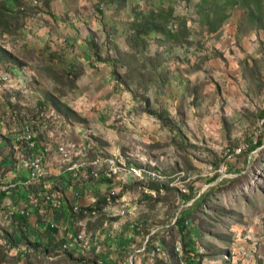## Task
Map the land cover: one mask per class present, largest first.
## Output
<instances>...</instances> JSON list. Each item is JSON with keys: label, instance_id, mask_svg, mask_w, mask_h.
<instances>
[{"label": "rangeland", "instance_id": "rangeland-1", "mask_svg": "<svg viewBox=\"0 0 264 264\" xmlns=\"http://www.w3.org/2000/svg\"><path fill=\"white\" fill-rule=\"evenodd\" d=\"M259 1L261 12L255 0H0L10 10L0 16V68L15 84L0 93V191L18 182L24 155L17 110L18 123H48L43 143L74 144L71 161L48 160L49 177L69 175L73 189L58 184L69 204L96 200L70 220L88 248L61 254L55 244L5 245L14 227L1 208L0 264H187L193 248L200 264H264ZM151 13L162 31L147 27ZM80 163L76 181L67 168ZM93 168L116 170L114 184L85 189ZM12 203L24 206L20 195Z\"/></svg>", "mask_w": 264, "mask_h": 264}, {"label": "built area", "instance_id": "built-area-1", "mask_svg": "<svg viewBox=\"0 0 264 264\" xmlns=\"http://www.w3.org/2000/svg\"><path fill=\"white\" fill-rule=\"evenodd\" d=\"M37 4V2L35 3ZM34 4V5H35ZM24 10V8H23ZM6 91L12 92L15 91V84L12 81V77L9 73L5 72L2 68H0V93H4ZM25 94L26 91L22 90ZM19 112H14L11 114L10 121L16 124L18 129V135L16 136L17 142L21 143L23 148L24 155H21L18 158L17 170L20 173L25 174L26 180L21 182H16L11 185V188L21 187L25 192H28L30 196V202H24V206L20 209H16L15 205L12 203V200L9 201V204L5 207L6 212L3 216L6 219L13 218L14 214L19 213L20 215L30 219L33 218L34 212L38 209V215L41 217L42 221L48 225L52 229L58 226V222L65 219L66 216L78 214L80 211L79 205H72L70 213L66 211L67 203L66 196L62 195L52 189H46L37 194L31 193L30 185L32 184H41L46 178H48L50 174L49 170V157L54 154L60 156L63 161H71L70 157L72 155V151L69 148L74 149V144L64 145L58 144L56 148L51 146L49 143H43L42 137L43 134L49 131V125L47 122H39V123H18V114ZM4 124L2 117L0 118V127ZM8 132V130H6ZM87 146H83L81 148V152L86 151ZM97 164L98 162H94ZM87 166L86 163L73 164L67 168V172H70L71 176L77 181L78 179H82L83 175L81 169ZM52 171V169H51ZM117 171L111 168V171L105 172L102 176L108 180L111 185L114 184V180L116 177ZM61 175V174H60ZM63 175V174H62ZM61 175V176H62ZM67 175V174H66ZM90 179H100V173L96 169H92L90 172ZM18 176V175H17ZM16 175L13 177L16 179ZM86 177V176H85ZM10 187L2 188L1 192L5 193L8 198L11 199L12 193L10 192ZM114 195V193H112ZM63 196V197H62ZM76 196H79L76 193ZM63 198V199H62ZM88 201V199H85ZM90 203L95 204L96 200L91 199L88 202V207ZM84 203L80 204L82 206ZM86 207V206H84ZM4 208L0 206V209ZM125 214V210L121 212V215ZM0 216V217H3ZM70 217V216H69ZM133 227V226H132ZM72 229V228H71ZM59 235L62 237L63 231L60 229ZM89 238L85 233H76L75 230L72 229L70 232V236L67 241L59 247L56 252H63L64 250L76 249V250H85L89 245ZM6 245V241H4ZM18 249L14 248V251ZM159 250V249H158Z\"/></svg>", "mask_w": 264, "mask_h": 264}, {"label": "trees", "instance_id": "trees-1", "mask_svg": "<svg viewBox=\"0 0 264 264\" xmlns=\"http://www.w3.org/2000/svg\"><path fill=\"white\" fill-rule=\"evenodd\" d=\"M6 4L8 5L9 3L6 2ZM246 6L249 9H252L250 3L246 2ZM254 7H255V10H257L258 12H261L262 8H263V3H261L259 0H255ZM0 10H1L0 16L6 11H7V13L10 11L8 6H5V7L0 6ZM252 12H253V10H252ZM155 16L156 15L154 13H151L149 15L150 18L148 20L149 22H147V27L148 26L151 27L150 28L151 31H155V30L162 31L163 28L161 26V23L156 21ZM14 111H17V110H14ZM262 116H264V114ZM157 117L161 120L164 119L163 116L158 115ZM262 144H263V142L261 140L258 141L256 144L253 143V144L248 146V151H252L255 147L261 146ZM93 180L94 179H90V181L84 185L85 189L94 190V187L91 184V183H93ZM105 181H108V180L104 177L103 178L101 177L98 182L104 183ZM58 184L61 186L60 188L63 190V192H65L64 190H66L68 187H70L72 189L74 188L73 185H71L69 175L67 174V175L60 176V177H53V176L48 177L39 185L32 184V185H30L29 191L31 193H35L34 191H44L46 189H52L53 191H56V192L64 195L59 190L60 188H59ZM95 191L97 194H99L98 188H96ZM191 192H193V189H191ZM16 195L17 196L20 195L22 201L27 202V203L30 202L29 201L30 196L28 195V192H25L21 187H19L18 194H16ZM15 196H13V197L11 196L12 201L14 200ZM6 197H7L6 194L1 192V194H0V206L3 205L4 199ZM191 198H192L191 195L182 194V199L184 201H189V200H191ZM66 203H67L66 211L68 213H70L69 209L71 208L72 205L69 204V201H67V199H66ZM3 210H5V209H3ZM83 211H95V208L91 209L89 207H81L79 212H83ZM0 212H1V209H0ZM36 213H38V209L36 210ZM81 214H83V213H81ZM69 216H66L65 219L61 220L58 223V226L56 228L52 229L50 227V225L44 223L42 221V219L38 220V222L35 225H31L28 221V218L20 215L19 213L14 214L13 218H12V226L14 227L13 228L14 230H12L11 233L5 234V236H4L5 241H6V243H8L9 248L19 247V245L24 244V243H26V244L28 243L29 245L32 244L36 248L41 246L42 243H45L46 247L53 246L52 244L58 245V247H60L61 245H63L67 241V239L70 236V232L72 231V229H71L72 226L70 227V225L72 223L70 222V220L71 219L73 220L74 217H76L75 214L69 215ZM189 218H190V210H186V211L182 212L179 216H177L175 225H177V228L181 232L184 231L185 223H186L187 219H189ZM60 229L63 231L62 237L59 235ZM0 237H1V235H0ZM51 238H53V240H50ZM72 250H76V249H72ZM123 251H125L124 253L127 252V250H123ZM192 251L194 252L193 256L190 255L189 252L185 251V257H184L185 262H187V264H200L202 261V256L200 254L195 253V252H197V250L195 248H193Z\"/></svg>", "mask_w": 264, "mask_h": 264}, {"label": "crops", "instance_id": "crops-1", "mask_svg": "<svg viewBox=\"0 0 264 264\" xmlns=\"http://www.w3.org/2000/svg\"><path fill=\"white\" fill-rule=\"evenodd\" d=\"M21 175H18L17 176V181H18V183L19 182H21V181H25L26 180V177H25V174H23V173H20ZM11 199L10 198H8V197H6L5 199H4V202H3V205H2V207H4L3 209H5V211H3V214L6 212V206L9 204V201H10ZM8 201V202H7ZM31 220H32V218H31ZM30 220V221H31ZM33 221V220H32ZM31 221V222H32Z\"/></svg>", "mask_w": 264, "mask_h": 264}]
</instances>
